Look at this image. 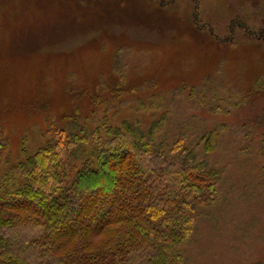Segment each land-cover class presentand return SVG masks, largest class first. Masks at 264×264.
<instances>
[{
    "label": "rangeland",
    "instance_id": "1",
    "mask_svg": "<svg viewBox=\"0 0 264 264\" xmlns=\"http://www.w3.org/2000/svg\"><path fill=\"white\" fill-rule=\"evenodd\" d=\"M205 82L220 111L184 102ZM175 86L170 130L184 114L225 124L221 200L198 221L190 264H264V0H0V125L15 158L49 117L79 109L91 123L109 93L168 99Z\"/></svg>",
    "mask_w": 264,
    "mask_h": 264
},
{
    "label": "trees",
    "instance_id": "2",
    "mask_svg": "<svg viewBox=\"0 0 264 264\" xmlns=\"http://www.w3.org/2000/svg\"><path fill=\"white\" fill-rule=\"evenodd\" d=\"M118 82L124 93L125 77ZM208 84L199 97L193 87L188 108L220 111L219 88ZM173 88L168 99L109 93L91 123L79 109L49 117L45 139L17 158L0 125V264H190L198 221L221 200L212 155L225 124L184 114L170 130Z\"/></svg>",
    "mask_w": 264,
    "mask_h": 264
}]
</instances>
